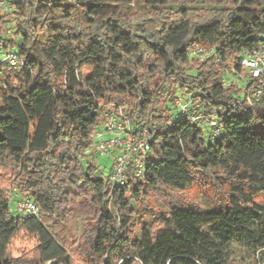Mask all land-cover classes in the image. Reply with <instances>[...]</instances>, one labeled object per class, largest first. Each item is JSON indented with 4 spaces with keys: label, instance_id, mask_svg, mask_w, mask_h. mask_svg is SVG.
Here are the masks:
<instances>
[{
    "label": "trees",
    "instance_id": "1",
    "mask_svg": "<svg viewBox=\"0 0 264 264\" xmlns=\"http://www.w3.org/2000/svg\"><path fill=\"white\" fill-rule=\"evenodd\" d=\"M1 1L3 49L23 66L0 65V264H72L76 237L42 219L65 220L67 189L56 174L68 181L73 169L93 202L82 264H234L231 242L264 254V204L255 200L264 193V97L233 105L241 85L221 86L264 34V0ZM52 43L71 59L62 73L38 55ZM194 44L213 47L218 62L191 57ZM83 65L92 69L85 79ZM188 96L216 119L219 137L176 120L175 102ZM103 104L152 137L139 183L130 167L115 189L112 165L98 173L93 133ZM198 187L213 193L210 208L192 200ZM18 198L41 216L14 213Z\"/></svg>",
    "mask_w": 264,
    "mask_h": 264
},
{
    "label": "built area",
    "instance_id": "2",
    "mask_svg": "<svg viewBox=\"0 0 264 264\" xmlns=\"http://www.w3.org/2000/svg\"><path fill=\"white\" fill-rule=\"evenodd\" d=\"M0 7L5 8V3L1 0ZM256 38L259 40L258 45L243 49L237 61L238 67H232L229 76L221 80L222 87H227L231 83L241 85L240 93L235 96L233 105L242 103L251 107L253 102L264 97V34L257 35ZM188 54L200 61H206L210 57L215 62L219 60L211 46L194 44L189 48ZM2 63L14 70L21 69L23 66L17 53L4 50L3 42L0 40V65ZM175 104L178 108L176 120L186 116L191 123L207 124L212 136L219 137L218 122L208 116L200 103L196 102L192 96L177 100ZM93 138L94 152L100 156H111L113 159L111 189L127 184L129 167L130 177L135 183L143 181L144 161L147 158L152 137L145 128L134 127L121 107L114 104H103L102 122L94 131ZM11 195L18 196L15 188L12 189ZM13 210L18 216L25 218L41 216V208L29 198H18Z\"/></svg>",
    "mask_w": 264,
    "mask_h": 264
},
{
    "label": "rangeland",
    "instance_id": "3",
    "mask_svg": "<svg viewBox=\"0 0 264 264\" xmlns=\"http://www.w3.org/2000/svg\"><path fill=\"white\" fill-rule=\"evenodd\" d=\"M106 6H113V3L110 1H103ZM139 0H133V4L138 3ZM119 11H128L126 6L116 4ZM110 9L102 8L103 12H106ZM38 55L41 59L46 60L50 59L54 63L57 71L62 73V70L65 66L69 65L71 62L70 56L56 43H52L46 50L38 52ZM91 66L83 65L78 69V74L81 79H85L89 76L91 72ZM60 76V75H59ZM173 112H177L176 109ZM113 163V159L110 156H97L96 164L99 166L98 173H103L107 175L109 173L110 167ZM71 177L68 181H62L61 172H57L56 179L66 187L67 194L62 196L61 205L68 211V215L65 220H55L52 216H43V221L45 223L52 224L53 231L60 233L61 235H71L73 234L81 250L74 253L72 256V264H82V251L85 247L88 246L89 238L87 234V229L90 223V219L93 217V202L92 198L87 193L78 180L80 172L78 169L71 170ZM14 187H9V192L11 194ZM192 200L199 204L204 209L210 208L213 204V193L211 190L204 187L194 188L191 193ZM255 200L261 204H264V193L258 194L255 196ZM158 207L160 205L157 204ZM149 215L145 216V219H148ZM227 258L235 261L234 264H252L253 260H257L259 264H264V254L261 250H255L247 244L231 242L227 248ZM50 263V262H49ZM48 263V264H49ZM231 264V263H229Z\"/></svg>",
    "mask_w": 264,
    "mask_h": 264
}]
</instances>
